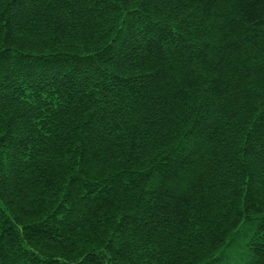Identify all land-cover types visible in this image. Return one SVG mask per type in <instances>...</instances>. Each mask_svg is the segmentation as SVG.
<instances>
[{
	"label": "trees",
	"instance_id": "obj_1",
	"mask_svg": "<svg viewBox=\"0 0 264 264\" xmlns=\"http://www.w3.org/2000/svg\"><path fill=\"white\" fill-rule=\"evenodd\" d=\"M0 264H264V0H0Z\"/></svg>",
	"mask_w": 264,
	"mask_h": 264
}]
</instances>
